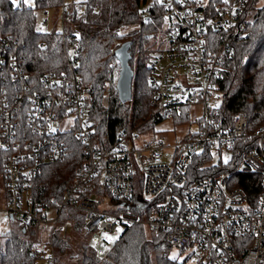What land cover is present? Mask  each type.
<instances>
[{
  "label": "built area",
  "instance_id": "built-area-1",
  "mask_svg": "<svg viewBox=\"0 0 264 264\" xmlns=\"http://www.w3.org/2000/svg\"><path fill=\"white\" fill-rule=\"evenodd\" d=\"M252 1L160 0L162 23L148 61L150 116L191 119L186 133L172 141L122 127L112 143L95 145L89 95L73 69L77 39L65 33L70 16L64 7L55 19L64 37L63 68L36 74L16 40L0 39V212L45 234L47 253L36 248L38 260L54 263L51 236L61 210L70 209L82 214L81 229L91 234V243L117 235V227L141 223L192 263L264 264V123L248 131L243 113L223 118L217 88L223 60L247 35ZM70 137L83 154L73 182L61 201L34 199L33 177L65 159ZM244 138L247 149L238 147ZM193 161L207 170L195 175ZM240 176L259 188L255 201ZM68 230L62 226L61 236ZM106 249L102 245L98 254Z\"/></svg>",
  "mask_w": 264,
  "mask_h": 264
},
{
  "label": "trees",
  "instance_id": "trees-1",
  "mask_svg": "<svg viewBox=\"0 0 264 264\" xmlns=\"http://www.w3.org/2000/svg\"><path fill=\"white\" fill-rule=\"evenodd\" d=\"M209 1L211 5L219 2ZM32 2V7H29L22 1L14 4L13 0H0V39L16 40L24 48L30 69L36 74L63 68L64 37L53 29L38 31L36 12L65 8L70 16L65 33L77 39V58L73 69L89 95V118L93 123L95 145H109L122 127L142 134L154 132L155 125L160 121L150 116L153 107L148 85V61L162 23L160 0ZM146 5L149 7L148 14L144 13ZM249 14L247 35L235 41L234 53L223 60L222 78L217 84L221 94L222 117L230 121L236 113H243L248 118V131L264 123V6L260 5V0L252 1ZM115 41L119 44L114 46ZM124 43H129V65L134 72L133 94L131 101L120 103L116 81L115 95L105 100L103 93L104 87L118 78L119 62L115 51ZM246 141L247 138L241 140L238 147L247 149ZM68 142L69 151L65 159L43 166L33 177L31 195L34 199L46 201L53 196L61 201L64 190L73 182L83 154L73 137ZM190 166L195 175L207 170L201 168L203 163L200 161H193ZM190 180L194 179L190 177ZM239 180L250 200L255 201L259 188L250 184L248 176H240ZM140 184L137 179V189ZM96 193L105 195L104 190L99 188ZM82 221L81 213L61 210L50 241L55 251L53 264H61L58 254L68 243L67 237L61 236V227L68 225L74 235H82ZM37 235L35 228L16 223L0 243V264H37ZM45 243L48 244V241ZM168 250L163 238L141 223L121 227L117 238L102 255L89 243L82 242L78 246L80 264H201L192 263L188 256L177 252L174 259L170 255L162 259L160 254Z\"/></svg>",
  "mask_w": 264,
  "mask_h": 264
},
{
  "label": "rangeland",
  "instance_id": "rangeland-1",
  "mask_svg": "<svg viewBox=\"0 0 264 264\" xmlns=\"http://www.w3.org/2000/svg\"><path fill=\"white\" fill-rule=\"evenodd\" d=\"M18 1L23 2V0H16V2H18ZM81 1H83V0H65V3L81 2ZM31 3L33 4L32 0H31ZM260 5L264 6V0H260ZM60 12H61V10H52V9L46 10V11H37L36 12V16H37L36 28H37V30L41 31V32H48L52 29L55 31H58L60 23L58 20L56 22L55 18H59ZM45 20H46V24H43ZM116 44H119V42L115 41L113 45L115 46ZM156 45L157 44H154V46H156ZM117 74L118 73L116 72V75ZM115 81L116 80H114L111 84L109 83V85L107 84L104 87L103 98L105 100H108L112 95H115V93H114ZM131 91L133 94V88H131ZM105 94H106V96H105ZM131 100H132V95H131ZM190 123H191V119H184V120L165 119L163 121L158 122L154 127V132L152 131L151 133L154 134L156 137L163 136L165 139L172 141L174 139L181 138L186 133L187 127L190 125ZM223 159H224V156H223ZM105 202H106L105 207L103 205L104 208H106V205L109 204V199L107 197L105 198ZM4 206H5V200L3 197L2 174L0 171V209H2ZM50 209L54 210L53 207H51ZM16 223H18L17 220L6 219L4 214L2 212H0V243H2L4 241V239L6 238V235L11 230H13L14 225ZM117 229H120V231H121L120 227H117ZM120 231L117 232V235L120 233ZM42 234H44V233L38 232L37 237L39 238V236ZM105 235L115 237V239L117 238V235H114V234H104L101 237H99V239L96 243H91L90 242V237H91L90 233H84L82 235H74L72 232H70L68 230L67 235L64 236V237H67L68 243L63 248L62 253L58 254V258L60 259L61 264H80L78 246L82 242L89 243V244L93 245L96 249H99L102 245H105L108 248L109 246H111V244L113 243V241L115 239L112 241L107 240L104 238ZM36 248L42 249L44 253H47L48 246L45 243V240L43 239L42 241L37 240ZM168 252H169V255L171 257L177 256V253L173 250H168ZM179 258L181 259L180 255H179ZM37 264H47V263L45 260L40 259V260H38Z\"/></svg>",
  "mask_w": 264,
  "mask_h": 264
},
{
  "label": "water",
  "instance_id": "water-1",
  "mask_svg": "<svg viewBox=\"0 0 264 264\" xmlns=\"http://www.w3.org/2000/svg\"><path fill=\"white\" fill-rule=\"evenodd\" d=\"M129 43L122 44L115 51V56L119 62V73L115 83L117 99L120 103H125L131 100L132 95V80L134 72L129 65L130 53L128 52Z\"/></svg>",
  "mask_w": 264,
  "mask_h": 264
},
{
  "label": "snow or ice",
  "instance_id": "snow-or-ice-1",
  "mask_svg": "<svg viewBox=\"0 0 264 264\" xmlns=\"http://www.w3.org/2000/svg\"><path fill=\"white\" fill-rule=\"evenodd\" d=\"M224 2L227 3L228 0H224ZM13 3L15 4L16 3V0H13ZM23 3L26 4V5H28L29 7H32L31 0H23ZM216 107H219V105H216ZM51 131L55 132L56 129L52 128ZM119 231H120V229H117V232H119ZM104 238L107 239V240H110V241H112V240L115 239V237H111V236H108V235H105ZM174 258H175V256H173V259Z\"/></svg>",
  "mask_w": 264,
  "mask_h": 264
},
{
  "label": "crops",
  "instance_id": "crops-1",
  "mask_svg": "<svg viewBox=\"0 0 264 264\" xmlns=\"http://www.w3.org/2000/svg\"><path fill=\"white\" fill-rule=\"evenodd\" d=\"M108 206L110 207V206H111V204H110V205H108ZM43 239L45 240V234H42V235H40V236H39V240H40V241H42Z\"/></svg>",
  "mask_w": 264,
  "mask_h": 264
}]
</instances>
